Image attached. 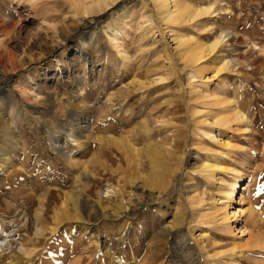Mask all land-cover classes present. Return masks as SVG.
Returning a JSON list of instances; mask_svg holds the SVG:
<instances>
[{"label": "rangeland", "instance_id": "1", "mask_svg": "<svg viewBox=\"0 0 264 264\" xmlns=\"http://www.w3.org/2000/svg\"><path fill=\"white\" fill-rule=\"evenodd\" d=\"M68 2L0 0V264H264V0Z\"/></svg>", "mask_w": 264, "mask_h": 264}, {"label": "bare ground", "instance_id": "2", "mask_svg": "<svg viewBox=\"0 0 264 264\" xmlns=\"http://www.w3.org/2000/svg\"><path fill=\"white\" fill-rule=\"evenodd\" d=\"M67 1H69L68 3H70L75 8V10L79 11L83 16L88 17V16L102 14V13L110 10L112 7H114L117 3L121 2L122 0H66V2ZM153 2L155 5L154 8H155L156 12L159 15H162V17L164 16L163 19H165V21H167L168 23H171V24H175V23H179V22H189L190 20H193L194 18H197L199 16L207 14V10H205L206 8L205 9L193 8L187 4L177 6L176 3L171 5V0H153ZM0 16L2 18V21L0 23L3 24V19H5V15L1 14ZM8 39L9 38H5V37L1 38V36H0V79H2L8 73L18 72L21 69V66L23 65L22 60L15 54V52L7 47L6 43H8ZM221 44H223L222 35H220L218 38L216 37L208 46H204L201 44L197 45V47H196L197 50L194 51L193 53H191V57L189 59H191L193 62L196 63L199 60H201L202 58H204V55L206 52H208V53L213 52ZM223 66L224 65H222V67ZM222 67H220L218 69V72L222 69ZM23 91H22L23 95L27 96L30 99L32 98L31 92H29V91L23 92ZM6 101H7L6 105L9 107H12V105L10 104L8 99ZM226 101L228 104L231 103L230 99H227ZM9 110L11 112H13L12 110H14V107L10 108ZM233 111H235V109H233ZM233 117H235L236 119H240L239 115L236 111H235ZM9 127H8V131H11L9 129ZM11 134H13L12 131L8 132L6 136L11 137L10 136ZM67 137H69L70 139H72V141H74L75 140L74 138L76 137V135L74 132L69 131L67 133ZM57 142L59 143L61 141H59L58 138L55 137L54 143H57ZM67 160L70 161V158L67 157ZM80 176H82L83 180H90L91 178L94 177V175L85 168L82 170ZM78 177H79V175H77L75 177V179H78ZM8 182H10V181H8ZM144 186L147 188H152V186H150V184L149 185L144 184ZM234 192H235V189H233L232 192L229 194V196H228L229 201L233 199ZM103 193L108 194L109 192L108 191H101L100 192V194H103ZM110 193H111V191H110ZM22 199H23L25 204L28 203L27 197H24ZM12 203H13V201H12ZM62 204H63V201H61V206H62ZM73 204H75L74 206L76 207V200L74 201ZM81 207L83 210H85V209L89 208V205L87 204V202H83ZM99 207L102 210V209L106 208V205L101 204ZM239 213H240V211L236 212L235 215H238ZM224 218L226 220H229V213H227L226 211L224 212ZM20 248H21V244H20ZM21 250H22V254H25V255L30 254V252L27 251L26 249L24 250L23 248H21ZM234 256L235 255L232 254V257L230 258L229 264H235V260H234L235 257ZM87 261L89 263V260H87ZM83 264H85V262Z\"/></svg>", "mask_w": 264, "mask_h": 264}, {"label": "trees", "instance_id": "3", "mask_svg": "<svg viewBox=\"0 0 264 264\" xmlns=\"http://www.w3.org/2000/svg\"><path fill=\"white\" fill-rule=\"evenodd\" d=\"M117 5H118V4H117ZM104 18H105V16L102 17V19H104ZM95 20H97V19L95 18L94 21H95Z\"/></svg>", "mask_w": 264, "mask_h": 264}]
</instances>
